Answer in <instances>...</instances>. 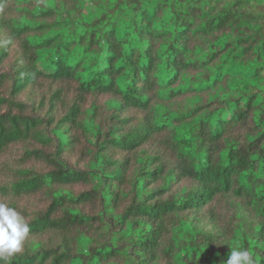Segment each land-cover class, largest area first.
<instances>
[{"label":"trees","instance_id":"trees-1","mask_svg":"<svg viewBox=\"0 0 264 264\" xmlns=\"http://www.w3.org/2000/svg\"><path fill=\"white\" fill-rule=\"evenodd\" d=\"M0 202L10 264H264V0H0Z\"/></svg>","mask_w":264,"mask_h":264},{"label":"clouds","instance_id":"clouds-1","mask_svg":"<svg viewBox=\"0 0 264 264\" xmlns=\"http://www.w3.org/2000/svg\"><path fill=\"white\" fill-rule=\"evenodd\" d=\"M30 233V226L13 207L0 202V262L10 264V258L20 252ZM225 264H258L251 250L231 248Z\"/></svg>","mask_w":264,"mask_h":264}]
</instances>
